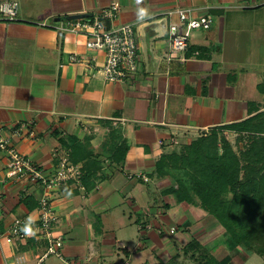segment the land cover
<instances>
[{"label":"crops","instance_id":"0c3cea01","mask_svg":"<svg viewBox=\"0 0 264 264\" xmlns=\"http://www.w3.org/2000/svg\"><path fill=\"white\" fill-rule=\"evenodd\" d=\"M16 1L17 20L0 14V134L10 138L26 124L31 135L13 143L45 178L63 159L80 177L52 194L64 245L62 256L42 259L46 243L34 236L45 187L8 179L0 153V231L19 218L32 233L27 242L0 240V264L249 262L256 254L230 247L212 215L166 194L173 181L158 174V163L180 143L264 112V0ZM112 3L120 13L105 29L132 25L138 45V69L123 83L104 80L105 54L89 50L84 36L55 28ZM179 8L213 24L172 57L169 26L177 19L167 13ZM77 143L87 157L74 163ZM123 146L124 159L115 161Z\"/></svg>","mask_w":264,"mask_h":264},{"label":"built area","instance_id":"2783aa9c","mask_svg":"<svg viewBox=\"0 0 264 264\" xmlns=\"http://www.w3.org/2000/svg\"><path fill=\"white\" fill-rule=\"evenodd\" d=\"M20 4L16 0H6L0 4V14L3 21L18 19ZM120 13L117 3L100 9L91 19L65 20L59 27H55L61 34L73 33L82 35L87 40V48L92 51L103 52L105 61L101 73L106 82L123 83L130 79L138 69V45L136 32L132 25H122L106 30L103 21H116ZM169 18H176L169 26V41L171 56L177 57L188 49L191 34L196 30H208L213 20L209 16L198 17L189 8H179L167 13ZM72 60L80 64L81 61L73 55ZM26 131V124H21L14 130L10 138L0 134V153H6L8 165L6 177L8 179H25L34 184H42L46 194L39 202V218L36 230L37 241H44L46 248L42 259L49 256H62L64 245L63 235L58 230L59 216L52 206V194L63 183L78 179V167L67 159L59 162L52 177L45 178L39 167L13 143V139L22 138ZM31 135V133H30ZM145 181H148L144 177ZM1 197V194H0ZM28 223L24 219H15L5 232L0 231V240L9 245L15 242H27L32 235L26 234ZM175 229H170L174 233Z\"/></svg>","mask_w":264,"mask_h":264},{"label":"trees","instance_id":"16d2710c","mask_svg":"<svg viewBox=\"0 0 264 264\" xmlns=\"http://www.w3.org/2000/svg\"><path fill=\"white\" fill-rule=\"evenodd\" d=\"M260 89L264 92V85ZM231 126L253 135L244 163L229 144L220 154L216 148L218 139L214 138L217 153L210 156L203 140H198L193 143L200 151L194 171L183 166L179 167L180 173L175 172L177 167L171 168V156L165 154L158 163V174L173 181L166 194L180 203L198 204L220 223L230 247L264 259V112ZM83 147L81 143L73 147L72 162L86 159L82 156ZM122 150V158L115 156V161L124 159L128 147L123 146ZM204 262L227 264L207 256Z\"/></svg>","mask_w":264,"mask_h":264},{"label":"rangeland","instance_id":"374dc122","mask_svg":"<svg viewBox=\"0 0 264 264\" xmlns=\"http://www.w3.org/2000/svg\"><path fill=\"white\" fill-rule=\"evenodd\" d=\"M241 131L242 130H240L239 127L236 126L220 127L200 134V136L192 142L180 143L176 148L167 153L171 156V168H173L174 166L177 167V169H175V172L177 171L178 173H180L179 167L183 166L187 167L186 169H188L189 171H194L193 168L195 167L196 157L199 155L198 152L200 151L198 150V148L193 146V143L198 140H203L202 144L207 147L210 156H215L217 151L218 153L223 154L224 146H226V144H229L233 151L236 153L237 157L241 160L242 163H244V153H246V151H248V149L250 148L253 135ZM214 138L218 139L216 147L217 151L213 145ZM246 264H264V259L260 256L255 255Z\"/></svg>","mask_w":264,"mask_h":264},{"label":"water","instance_id":"95a60500","mask_svg":"<svg viewBox=\"0 0 264 264\" xmlns=\"http://www.w3.org/2000/svg\"><path fill=\"white\" fill-rule=\"evenodd\" d=\"M92 17L91 14H81V15H74L71 17H68L67 20H79V19H86ZM59 21V19H57Z\"/></svg>","mask_w":264,"mask_h":264},{"label":"clouds","instance_id":"9594fccd","mask_svg":"<svg viewBox=\"0 0 264 264\" xmlns=\"http://www.w3.org/2000/svg\"><path fill=\"white\" fill-rule=\"evenodd\" d=\"M25 233H26V234H32V233H31V229H25Z\"/></svg>","mask_w":264,"mask_h":264}]
</instances>
